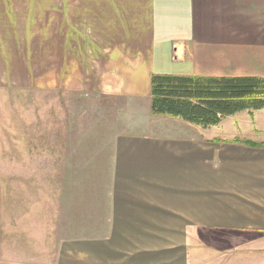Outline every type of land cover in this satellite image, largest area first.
<instances>
[{
	"label": "crops",
	"instance_id": "obj_1",
	"mask_svg": "<svg viewBox=\"0 0 264 264\" xmlns=\"http://www.w3.org/2000/svg\"><path fill=\"white\" fill-rule=\"evenodd\" d=\"M0 33V80L92 95L96 113L120 98L133 125L155 118L111 129L100 172L70 173L56 220L73 232L55 264H264V141H209L154 115L151 96L153 74L264 78V0H0Z\"/></svg>",
	"mask_w": 264,
	"mask_h": 264
},
{
	"label": "rangeland",
	"instance_id": "obj_2",
	"mask_svg": "<svg viewBox=\"0 0 264 264\" xmlns=\"http://www.w3.org/2000/svg\"><path fill=\"white\" fill-rule=\"evenodd\" d=\"M49 22L37 34L45 45L57 37L54 23ZM4 38L0 33V42ZM52 85L24 88L0 80V264H55L59 241L73 232L72 226L56 220L61 190L73 186L70 173L85 176L103 170L96 162L97 150L104 148L98 144L113 135L111 129H151L149 121H155L138 113L139 124H130L124 108L118 107L120 98L99 105L105 110L96 113L92 95L56 94ZM252 120L249 112H241L219 125L203 127V135L209 141L262 143L264 128Z\"/></svg>",
	"mask_w": 264,
	"mask_h": 264
},
{
	"label": "trees",
	"instance_id": "obj_3",
	"mask_svg": "<svg viewBox=\"0 0 264 264\" xmlns=\"http://www.w3.org/2000/svg\"><path fill=\"white\" fill-rule=\"evenodd\" d=\"M151 96L153 114L180 117L208 128L243 111L254 118V111L264 109V78L153 74ZM245 144L263 145L249 141Z\"/></svg>",
	"mask_w": 264,
	"mask_h": 264
}]
</instances>
